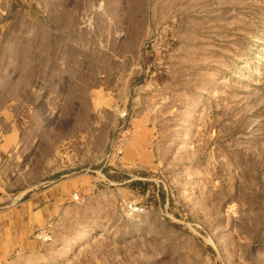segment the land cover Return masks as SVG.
Returning <instances> with one entry per match:
<instances>
[{
  "label": "rangeland",
  "instance_id": "1",
  "mask_svg": "<svg viewBox=\"0 0 264 264\" xmlns=\"http://www.w3.org/2000/svg\"><path fill=\"white\" fill-rule=\"evenodd\" d=\"M0 71L26 264H264V0H0Z\"/></svg>",
  "mask_w": 264,
  "mask_h": 264
},
{
  "label": "crops",
  "instance_id": "2",
  "mask_svg": "<svg viewBox=\"0 0 264 264\" xmlns=\"http://www.w3.org/2000/svg\"><path fill=\"white\" fill-rule=\"evenodd\" d=\"M9 82V74L0 71V174L21 141L20 128L12 111L18 98ZM76 187L74 182L63 181L26 200L19 196H4L0 191V264H15L14 258L26 264L33 257H29L31 254L36 256L35 232L44 228L70 203L69 195Z\"/></svg>",
  "mask_w": 264,
  "mask_h": 264
}]
</instances>
